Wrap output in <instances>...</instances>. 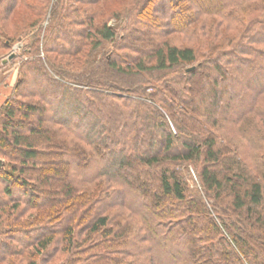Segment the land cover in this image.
I'll use <instances>...</instances> for the list:
<instances>
[{
  "label": "trees",
  "instance_id": "16d2710c",
  "mask_svg": "<svg viewBox=\"0 0 264 264\" xmlns=\"http://www.w3.org/2000/svg\"><path fill=\"white\" fill-rule=\"evenodd\" d=\"M22 40L0 263L264 264V0H0Z\"/></svg>",
  "mask_w": 264,
  "mask_h": 264
},
{
  "label": "rangeland",
  "instance_id": "374dc122",
  "mask_svg": "<svg viewBox=\"0 0 264 264\" xmlns=\"http://www.w3.org/2000/svg\"><path fill=\"white\" fill-rule=\"evenodd\" d=\"M107 7V6H106ZM120 7V5H118V4H116V3H114V4H110L109 6H108V8L105 10L106 12H109L108 14H110V13H112V12H114L115 10H117L116 8H119ZM104 9V8H103ZM110 19L108 20V23L110 24V25H112V26H114V27H116V28H118V29H122V27L124 26V24H125V22H126V17L124 16V15H116V14H114L113 13V15H110V17H109ZM10 31V30H9ZM11 32V31H10ZM169 38H171V40L173 41V42H178V43H183V42H188L184 37H183V35L181 34V33H178V34H172V35H170L169 36ZM25 41H28V38L27 39H25ZM24 40H22L21 42H16V43H14V46H15V49H14V51L17 53V54H19V52H20V50H19V48L21 47V45L22 44H24V42H25ZM194 43V42H193ZM13 46V47H14ZM12 47V48H13ZM106 49H112V42H110V41H104L99 47H98V50H99V53H97V57L100 55V52H103V51H105ZM40 55L41 56H43V52H41L40 53ZM5 58L7 57L6 55L4 56ZM24 58H25V56H24ZM61 63H62V65H64V62H62V60H61ZM65 66V65H64ZM20 67V61H19V59H13V60H11V59H8L7 61H6V63L4 64V63H2L1 61H0V78H2V76L5 74V73H7L6 71H8V70H10V69H14V71L16 72L15 73V78H14V80H13V82H12V86L11 87H13L14 86V84H15V82H16V77L18 76V68ZM67 69H69V67L67 68ZM148 81H150L152 84H155V85H157V84H159L158 83V80L156 81V79L153 77V76H150V75H147V74H145V76H144ZM153 77V78H152ZM5 97H7V96H5ZM2 104V102H0V105ZM66 113V112H65ZM168 123H169V126H170V128L172 129V130H174V126H173V123L171 122V120H170V118L168 119ZM261 126V125H260ZM261 127H263V126H261ZM245 147H246V150H247V153H249V154H252V152L248 149V147H247V145H245ZM254 152V151H253ZM0 165H2V167L4 168V169H6V170H9L10 168H9V165H8V160L6 159V158H4V157H1L0 156ZM184 166L185 165H183L181 168H182V170H184L183 171V174L185 173V178H186V180H187V183H188V191L189 192H193V193H195V192H201V190H200V186H199V183H198V179H197V176H196V172L194 171V168L191 166V165H188V169H187V167L185 168V169H183L184 168ZM187 169V172H185V170ZM254 169V168H253ZM256 173V172H255ZM0 187H1V184H0ZM15 190H17V189H15ZM19 194V192L18 191H15L14 192V195H18ZM189 194V193H188ZM201 194V193H200ZM209 202V201H208ZM27 254V250H23L22 252H21V254H20V259H17L16 261H15V263L14 264H26L24 261H22L23 260V258L21 257V256H23L24 254ZM61 254V253H60ZM59 253L56 255V256H54L53 258H50V260L49 261H45L46 259H43V258H41L40 257V259L38 258V264H59L60 263V257L59 256H61ZM16 259V258H15ZM0 264H6V263H0Z\"/></svg>",
  "mask_w": 264,
  "mask_h": 264
},
{
  "label": "crops",
  "instance_id": "0c3cea01",
  "mask_svg": "<svg viewBox=\"0 0 264 264\" xmlns=\"http://www.w3.org/2000/svg\"><path fill=\"white\" fill-rule=\"evenodd\" d=\"M6 72L7 73L0 78V102H2L5 99V96L10 92L16 73L13 68Z\"/></svg>",
  "mask_w": 264,
  "mask_h": 264
},
{
  "label": "water",
  "instance_id": "95a60500",
  "mask_svg": "<svg viewBox=\"0 0 264 264\" xmlns=\"http://www.w3.org/2000/svg\"><path fill=\"white\" fill-rule=\"evenodd\" d=\"M14 49H15V46L12 48V51L7 55V57L2 62H6L8 59H10L13 56ZM189 69L190 68H188L187 70H189Z\"/></svg>",
  "mask_w": 264,
  "mask_h": 264
}]
</instances>
